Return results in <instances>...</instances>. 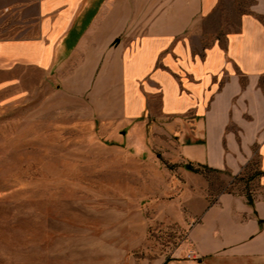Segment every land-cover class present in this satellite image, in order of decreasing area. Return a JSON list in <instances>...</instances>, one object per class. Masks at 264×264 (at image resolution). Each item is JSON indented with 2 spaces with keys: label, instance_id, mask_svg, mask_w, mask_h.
<instances>
[{
  "label": "crops",
  "instance_id": "0c3cea01",
  "mask_svg": "<svg viewBox=\"0 0 264 264\" xmlns=\"http://www.w3.org/2000/svg\"><path fill=\"white\" fill-rule=\"evenodd\" d=\"M219 1L23 0L28 33L0 40V74L48 77L50 104L87 109L113 138L153 123L193 167L259 160L250 192L190 200L186 240L160 264H264V0L213 35Z\"/></svg>",
  "mask_w": 264,
  "mask_h": 264
},
{
  "label": "rangeland",
  "instance_id": "374dc122",
  "mask_svg": "<svg viewBox=\"0 0 264 264\" xmlns=\"http://www.w3.org/2000/svg\"><path fill=\"white\" fill-rule=\"evenodd\" d=\"M22 2L0 0V40L28 33ZM254 4L220 0L209 31ZM17 74H0V264H160L186 240L190 200L250 192L261 172L256 157L238 175L191 170L165 125L113 138L87 109L50 104L48 77Z\"/></svg>",
  "mask_w": 264,
  "mask_h": 264
},
{
  "label": "trees",
  "instance_id": "16d2710c",
  "mask_svg": "<svg viewBox=\"0 0 264 264\" xmlns=\"http://www.w3.org/2000/svg\"><path fill=\"white\" fill-rule=\"evenodd\" d=\"M189 169L193 170L194 168H193V166L189 165Z\"/></svg>",
  "mask_w": 264,
  "mask_h": 264
}]
</instances>
